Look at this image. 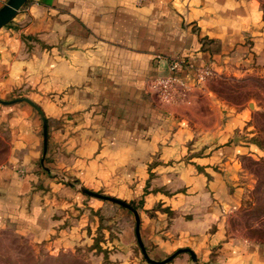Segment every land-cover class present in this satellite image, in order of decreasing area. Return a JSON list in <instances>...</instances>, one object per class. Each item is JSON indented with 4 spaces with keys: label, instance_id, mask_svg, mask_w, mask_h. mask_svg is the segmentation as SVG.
I'll list each match as a JSON object with an SVG mask.
<instances>
[{
    "label": "crops",
    "instance_id": "crops-1",
    "mask_svg": "<svg viewBox=\"0 0 264 264\" xmlns=\"http://www.w3.org/2000/svg\"><path fill=\"white\" fill-rule=\"evenodd\" d=\"M173 57L213 74L263 69L261 3L27 0L0 27V229L91 264H264V242L225 229L254 149L239 134L247 112L198 131L187 110L203 84L187 76L174 103L149 86ZM81 186L134 203L154 262L133 212ZM179 248L196 259L159 262Z\"/></svg>",
    "mask_w": 264,
    "mask_h": 264
},
{
    "label": "rangeland",
    "instance_id": "rangeland-1",
    "mask_svg": "<svg viewBox=\"0 0 264 264\" xmlns=\"http://www.w3.org/2000/svg\"><path fill=\"white\" fill-rule=\"evenodd\" d=\"M264 12V0H259ZM194 93L198 99L188 108L198 131L217 127L224 109H244L248 119L241 140L250 141L252 154H243V193L238 207L225 215V229L231 236L264 242V68L244 74H212ZM247 127V128H246ZM6 145L0 138V161ZM0 264H91L87 254L54 255L11 228L0 229Z\"/></svg>",
    "mask_w": 264,
    "mask_h": 264
},
{
    "label": "built area",
    "instance_id": "built-area-1",
    "mask_svg": "<svg viewBox=\"0 0 264 264\" xmlns=\"http://www.w3.org/2000/svg\"><path fill=\"white\" fill-rule=\"evenodd\" d=\"M212 74L213 69L208 64L196 65L185 58L173 57L168 61L167 71L154 76L149 86L159 101L174 103L183 100L191 89L187 76H191L200 85Z\"/></svg>",
    "mask_w": 264,
    "mask_h": 264
},
{
    "label": "water",
    "instance_id": "water-1",
    "mask_svg": "<svg viewBox=\"0 0 264 264\" xmlns=\"http://www.w3.org/2000/svg\"><path fill=\"white\" fill-rule=\"evenodd\" d=\"M26 2H27V0H6L3 3V5L0 6V27L3 26L5 23H7L10 19H12V17L15 15L17 10L22 5H24ZM17 100H25V101L31 103L38 110H40L39 107L32 100H30L27 97L15 98V99H12L11 101H17ZM42 118H43V127H44V139L46 140V120H45L44 116H42ZM80 189L83 192H86L88 194L95 195V196L102 197V198H106V199H109L111 201H115V202H117V203L129 208L133 212L134 218H135V234H136L137 241H138V243H139V245H140V247L142 249V252L145 255V257L149 261H153L152 259L147 257V253L145 251V248L143 247V244H142V241H141V238H140V234H139V214H138L137 210L130 203H128L127 201H125L123 199L114 197V196L97 193L95 191H92V190L84 187V186H81ZM183 250H188L190 252L192 258L194 260L196 259L195 254L193 253V251L191 249H181V248H179L175 252H173L171 255H169L168 257H166L165 259H163V260H161L159 262L169 261L175 254H177L178 252L183 251Z\"/></svg>",
    "mask_w": 264,
    "mask_h": 264
},
{
    "label": "trees",
    "instance_id": "trees-1",
    "mask_svg": "<svg viewBox=\"0 0 264 264\" xmlns=\"http://www.w3.org/2000/svg\"><path fill=\"white\" fill-rule=\"evenodd\" d=\"M134 208L136 207L133 202L130 203Z\"/></svg>",
    "mask_w": 264,
    "mask_h": 264
}]
</instances>
